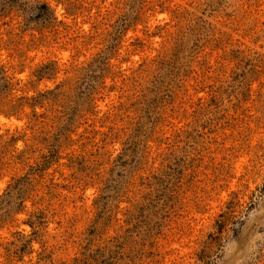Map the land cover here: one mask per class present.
Returning <instances> with one entry per match:
<instances>
[{
	"label": "rangeland",
	"instance_id": "1",
	"mask_svg": "<svg viewBox=\"0 0 264 264\" xmlns=\"http://www.w3.org/2000/svg\"><path fill=\"white\" fill-rule=\"evenodd\" d=\"M0 264H264V0H0Z\"/></svg>",
	"mask_w": 264,
	"mask_h": 264
}]
</instances>
